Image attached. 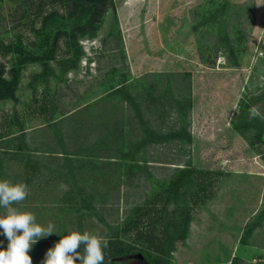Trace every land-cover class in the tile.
<instances>
[{
  "label": "rangeland",
  "instance_id": "1",
  "mask_svg": "<svg viewBox=\"0 0 264 264\" xmlns=\"http://www.w3.org/2000/svg\"><path fill=\"white\" fill-rule=\"evenodd\" d=\"M71 8L72 0H0V42L30 45L44 13ZM79 43L74 69L63 48L49 73L25 65L15 97L0 100V179L26 183L17 207L58 232L32 245V264L70 231L106 238L192 168L204 188L168 264H264V0H112L95 37ZM13 56L0 49L7 77ZM114 139L136 160L90 150ZM69 168L91 213L76 211L77 191L64 200L73 182L57 175ZM7 244L0 235V249Z\"/></svg>",
  "mask_w": 264,
  "mask_h": 264
},
{
  "label": "trees",
  "instance_id": "2",
  "mask_svg": "<svg viewBox=\"0 0 264 264\" xmlns=\"http://www.w3.org/2000/svg\"><path fill=\"white\" fill-rule=\"evenodd\" d=\"M40 1L49 3L57 0ZM58 1L64 2V0ZM111 2L112 0H72L71 11L66 15H62L56 10L43 14L41 26L32 28L35 40L30 45L24 46L22 42H11L4 45L0 42V49L5 50L6 54L14 55L11 59L12 66L8 73L9 77L6 76L5 68H0V100L15 97L25 65L38 63L44 67L45 72L49 73L52 69L50 63L59 58V53L63 48L71 54L69 60L63 61L68 64L66 70L74 69L84 54L79 43L80 39L95 37L101 16ZM261 130L257 137L261 134ZM128 146V142L124 140L122 142L119 139L101 140L91 146L90 150L96 147L98 150L107 148V150L115 151L114 155L116 153L117 156L109 158L113 159L111 161L113 163L136 160L126 158L129 153ZM18 147L21 150V146ZM117 153H122L123 156H118ZM86 156L88 158L98 157L90 155V152ZM66 165L72 166L68 162ZM81 165L92 166V163L82 162ZM201 173L196 172L193 168L182 170L178 176L168 181L166 187L155 192L153 197L148 199L150 203L138 204L132 210L133 213L129 214L123 222L110 226L106 236L109 240V247L104 250L105 264H127L126 261L111 259L137 252L143 253L150 264H168V259L175 251L176 244L183 242L187 237L191 222L190 202L204 188L201 186L202 181L199 178ZM57 176L65 182L71 180V183L73 182V187L71 184L64 200L70 202L75 200L73 193L77 191L80 202L76 211L83 214L91 213V204L85 197L88 195H84L83 189L76 186L78 183L73 169L69 168ZM73 210L75 211V209ZM146 217H148V221ZM76 264H79L78 260Z\"/></svg>",
  "mask_w": 264,
  "mask_h": 264
},
{
  "label": "clouds",
  "instance_id": "3",
  "mask_svg": "<svg viewBox=\"0 0 264 264\" xmlns=\"http://www.w3.org/2000/svg\"><path fill=\"white\" fill-rule=\"evenodd\" d=\"M261 115L257 106L249 109V119ZM26 183H13L8 179H0V235L7 241V248L0 249V264H32L28 254L40 238L48 237L55 230L53 223L42 225L37 222L36 215L30 211H22L20 205L28 196ZM81 245H83L82 250ZM109 240L88 231H70L67 235L49 248L42 264H105V249Z\"/></svg>",
  "mask_w": 264,
  "mask_h": 264
},
{
  "label": "water",
  "instance_id": "4",
  "mask_svg": "<svg viewBox=\"0 0 264 264\" xmlns=\"http://www.w3.org/2000/svg\"><path fill=\"white\" fill-rule=\"evenodd\" d=\"M113 261H126L127 264H150L145 255L141 252L128 254L126 256L112 258Z\"/></svg>",
  "mask_w": 264,
  "mask_h": 264
},
{
  "label": "built area",
  "instance_id": "5",
  "mask_svg": "<svg viewBox=\"0 0 264 264\" xmlns=\"http://www.w3.org/2000/svg\"><path fill=\"white\" fill-rule=\"evenodd\" d=\"M260 56H262V54Z\"/></svg>",
  "mask_w": 264,
  "mask_h": 264
}]
</instances>
